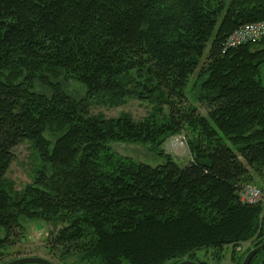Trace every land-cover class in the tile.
Instances as JSON below:
<instances>
[{"label":"trees","instance_id":"trees-1","mask_svg":"<svg viewBox=\"0 0 264 264\" xmlns=\"http://www.w3.org/2000/svg\"><path fill=\"white\" fill-rule=\"evenodd\" d=\"M261 20L264 0H0V246L21 217L66 221L50 246L89 264H177L202 248L255 246L262 207L238 190L249 169L264 172V38L221 47ZM194 72L207 116L183 105ZM66 73L84 97L63 88ZM36 78L49 95L33 89ZM99 94L162 96L168 113L90 115L87 100ZM184 125L185 165L109 152L111 142L153 143ZM24 140L43 168L14 199L3 182ZM249 264H264V249Z\"/></svg>","mask_w":264,"mask_h":264},{"label":"rangeland","instance_id":"rangeland-1","mask_svg":"<svg viewBox=\"0 0 264 264\" xmlns=\"http://www.w3.org/2000/svg\"><path fill=\"white\" fill-rule=\"evenodd\" d=\"M206 55L207 51H205L203 59ZM24 72L20 77H23ZM131 75L135 76V71H132ZM37 76L39 77V75ZM261 79L264 82V75ZM58 80L71 95L77 98L85 96L83 84L69 74H62ZM196 82L197 72H194L185 87L183 105L194 107L200 116H207L209 107L196 98L199 94ZM33 86L37 92L50 94L39 78L33 81ZM127 86L132 88L131 84H127ZM162 98L158 95L143 99L127 95L114 98L99 94L87 100V108L90 115H97L105 119L125 115L133 120L149 118L150 120L161 121L163 114L168 113L167 105ZM191 135L189 127L184 125L180 130L166 133L153 143L140 141L111 142L108 144L109 152L114 158L130 159L149 165L161 164L167 156L180 165H185L191 160L189 143ZM42 168L43 163L33 142L24 140L13 149V160L5 173L3 182L5 190L14 199H19L25 188L33 183L38 171ZM249 170L248 179L240 185L238 194L240 198L245 199L246 193L250 195L251 188L259 190L256 197L250 196L255 199L254 202L260 203L264 222V172L258 174V172ZM65 224L66 221L54 217L49 220L21 217L19 226L9 235L7 242L0 246V263L21 256H39L49 259L54 264H89L81 261V256L78 254L63 255L61 249L50 246L49 239ZM2 237H4V233L0 231V238ZM248 248H252L250 240L238 245H224L220 250L214 247L202 248L196 250L194 257L190 260L203 264H235L237 260L243 257ZM165 264H174V261H168Z\"/></svg>","mask_w":264,"mask_h":264},{"label":"built area","instance_id":"built-area-1","mask_svg":"<svg viewBox=\"0 0 264 264\" xmlns=\"http://www.w3.org/2000/svg\"><path fill=\"white\" fill-rule=\"evenodd\" d=\"M264 38V20L245 23L237 26L233 29L224 39L221 47V52H225L228 48L236 47L241 44L257 43ZM259 190L257 188H251L249 194L252 197L258 195ZM250 195L246 193V200L240 198L245 202H254ZM240 197V196H239ZM252 198V199H251Z\"/></svg>","mask_w":264,"mask_h":264},{"label":"water","instance_id":"water-1","mask_svg":"<svg viewBox=\"0 0 264 264\" xmlns=\"http://www.w3.org/2000/svg\"><path fill=\"white\" fill-rule=\"evenodd\" d=\"M264 249V235L261 237V239L258 241V243L250 248L247 253L244 255L242 261L240 264H249L252 257L259 251ZM26 263H37V264H54L49 259L39 257V256H21L16 257L13 259H10L8 261H5L0 264H26ZM177 264H200L198 262L189 260V259H183L179 261Z\"/></svg>","mask_w":264,"mask_h":264}]
</instances>
